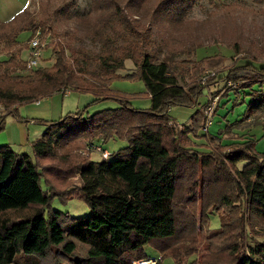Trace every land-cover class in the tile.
I'll return each mask as SVG.
<instances>
[{"label":"trees","instance_id":"16d2710c","mask_svg":"<svg viewBox=\"0 0 264 264\" xmlns=\"http://www.w3.org/2000/svg\"><path fill=\"white\" fill-rule=\"evenodd\" d=\"M201 1L91 0L97 17L86 36L97 54L82 57L72 44L80 38L65 32V39L46 47L53 64L32 70L25 67L28 47L18 38L33 37L39 28L53 34L52 16L36 24L24 11L0 23V55L7 58L0 61V132L7 116L26 122L17 116L19 106L66 90L90 94L93 103L118 104L93 114L85 108L56 122L33 120L45 129L29 143L30 154L0 146V264H131L150 258L147 246L158 252V264L164 258L174 264H264L259 138L222 144L206 129L214 96L200 102L205 90L209 94L222 82L249 98L243 120L264 111V64L235 59L197 78L191 71L203 72L213 57L161 58L144 24L146 19L157 27L181 26ZM127 60L135 71L121 76ZM118 80L140 81L145 91L127 95L109 89ZM135 97L148 99L150 107L133 108ZM173 107L194 110L189 125L175 123ZM93 139H117L126 146L100 162L74 154ZM75 173L77 186L68 180ZM55 199L82 200L89 215L56 211ZM214 213L220 226L210 230Z\"/></svg>","mask_w":264,"mask_h":264},{"label":"rangeland","instance_id":"374dc122","mask_svg":"<svg viewBox=\"0 0 264 264\" xmlns=\"http://www.w3.org/2000/svg\"><path fill=\"white\" fill-rule=\"evenodd\" d=\"M18 1L20 0H1L0 17L4 18L1 16L4 11L6 13L9 9L15 11ZM121 3H124V0H121ZM91 6V0H29L23 9L16 11L15 16L27 11L38 24L45 19L47 14L51 15L54 33L52 34L47 29L41 31L39 28L34 35H39L43 41L46 40V47H51L58 37L59 39L66 38L65 32H75L80 40H73L72 44L75 48L80 47L82 57L87 58L95 56L98 52V47L91 44L86 36L97 17V13L92 11ZM145 20L144 24L150 29L152 44L157 47L161 58L172 56L174 61H199L213 57L203 72L198 68L191 71L197 78L212 75L221 68L231 65L235 59L239 60L240 64L247 60L254 62L257 66L264 64V5L253 4L250 0H214V4L210 5L204 0L194 7L181 26L157 27ZM2 22L6 21L0 19V23ZM30 38V33H24L19 36L18 40L24 46ZM6 59L4 55H0V61ZM52 64L51 48H46L41 57V66L50 67ZM124 65L125 70L118 72L119 75L125 76L135 71V66L130 60L125 61ZM229 85L236 87L235 84L229 83ZM108 87L127 95L143 94L145 91L140 81L118 80L113 81ZM209 92L207 94L205 90L200 99V102L204 103L211 95L214 96L208 111L210 125L207 132L220 138L224 145L259 138L256 151L264 154V136L260 138L264 129V111L257 112L249 119L243 120L242 115L245 112L246 103L249 102L245 94L240 92L236 95L234 89H228L222 82L214 84ZM64 94L63 92L62 95ZM62 95L54 94L49 98L40 99L38 105L34 101L18 107L17 116L26 121L23 124L27 128L25 126L24 128L28 129L31 140L34 136L33 132L45 128V126L35 124L33 120L56 122L69 113L83 111L85 108L88 114H93L118 106L116 102L110 100L93 103L94 97L90 94L69 92L65 96ZM242 101H244L243 104H241ZM131 105L135 109L146 110L150 107V101L144 97H135L131 100ZM2 111L3 109L0 108V114ZM193 111V109L173 107L170 110V116L178 125H189ZM19 123L13 116L5 118L4 128L0 132V143L4 142V136L8 138V142L18 141ZM101 142L103 149L110 154L126 146V142L117 139L107 142L103 139L86 140L74 154L88 161L100 162L101 158L98 154L86 151L91 143L99 145ZM202 143L204 142H195L196 145H203ZM15 149L12 150L17 153L30 154L29 146ZM241 166L242 164L238 165L239 168ZM68 180L73 185H79L77 173ZM51 207L76 218L89 215L86 203L78 199L69 200L65 204L55 199ZM219 226L220 219L218 214L214 213L209 220V229H217ZM147 247L144 249L147 256L159 260L158 252ZM160 264L174 263L172 259L164 258Z\"/></svg>","mask_w":264,"mask_h":264},{"label":"built area","instance_id":"2783aa9c","mask_svg":"<svg viewBox=\"0 0 264 264\" xmlns=\"http://www.w3.org/2000/svg\"><path fill=\"white\" fill-rule=\"evenodd\" d=\"M46 40H42L39 35H34L29 39L27 42V59H26V69L27 70H32L35 69L39 66L41 63V57L43 54V50L46 48ZM213 75V74H212ZM66 90L64 92L65 96L66 94H69V91ZM36 105L39 104L38 101L34 102ZM210 125V121H207L206 124V129ZM204 129V130H206ZM87 148L86 152L90 153H96L100 156L101 160H108L111 157V154L104 150L102 147V142L99 145H95V143H91ZM131 264H158V260L154 258H141V259H136L131 262Z\"/></svg>","mask_w":264,"mask_h":264},{"label":"crops","instance_id":"0c3cea01","mask_svg":"<svg viewBox=\"0 0 264 264\" xmlns=\"http://www.w3.org/2000/svg\"><path fill=\"white\" fill-rule=\"evenodd\" d=\"M3 1H6V0H3ZM9 1H15V0H9ZM28 1L29 0H20V1H18L20 3H18V2L16 3V5H15L16 10L14 11L12 9H9V12H7V13L4 11L2 13V15H1V16H4V18L0 17V19L7 21L8 19L12 18L13 16H15L17 10H21L27 5ZM18 126H19V131H20V135H18V141L19 142L18 141L16 143L8 142V140H7L8 138L4 136V142L0 143V146H9L11 149H14V150H16L15 148H17V149L21 148L22 149L25 146H29V143H31L34 140L40 138L41 135H42V132H44V129H45L44 128L42 130V128H41V130L39 129V130H36L35 132H33L34 136H33L32 140H31L29 138L30 137L29 136V132L27 131L28 129H25L27 127L23 124V122L22 123L20 122ZM24 126H25V128H24ZM23 153H25V152H23ZM19 154H22V153H19Z\"/></svg>","mask_w":264,"mask_h":264}]
</instances>
